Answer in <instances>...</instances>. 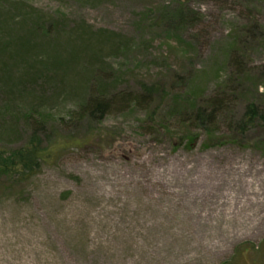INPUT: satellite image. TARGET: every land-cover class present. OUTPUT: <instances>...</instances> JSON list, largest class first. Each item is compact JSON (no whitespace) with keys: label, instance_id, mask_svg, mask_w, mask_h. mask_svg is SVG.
Masks as SVG:
<instances>
[{"label":"rangeland","instance_id":"1","mask_svg":"<svg viewBox=\"0 0 264 264\" xmlns=\"http://www.w3.org/2000/svg\"><path fill=\"white\" fill-rule=\"evenodd\" d=\"M182 1L193 19L176 27ZM5 16L2 44L22 16L66 34L112 31L124 48L103 49L98 63L116 75L114 88L144 78L204 96L233 75L229 46L245 34L250 90L263 92L264 0H0V24ZM60 88L35 115L58 137L41 172L21 186L0 181V264H264V128L211 148L203 133L188 150L174 117L155 129L147 107L115 105L90 120L81 114L86 94ZM3 100L0 148H12L36 124L17 115L27 110L17 93ZM245 105L234 106L233 120ZM228 124L217 136L233 137Z\"/></svg>","mask_w":264,"mask_h":264},{"label":"trees","instance_id":"2","mask_svg":"<svg viewBox=\"0 0 264 264\" xmlns=\"http://www.w3.org/2000/svg\"><path fill=\"white\" fill-rule=\"evenodd\" d=\"M184 4L180 2L176 20L170 19L176 27L189 22L190 15L185 12ZM5 17L0 26L9 29L10 20ZM16 26L7 43L0 41V99H11L17 93L27 108L22 114L16 111L17 115H26L24 119L33 120L36 126L31 127V134L20 145L0 148V181L8 187L28 183L41 172L43 164L51 156L58 137L35 115L45 98L58 97L56 90L61 86L70 93L86 94L88 98L81 104V114L89 116L90 120L102 119L115 105L120 108L131 105L147 107L150 120L156 121L155 129L168 130L170 127L166 124L174 117L177 131L187 139L185 147L188 150L194 148L203 133L211 136L204 141V147L211 148L225 145L228 140L245 142L249 132L264 128V82L260 87L263 92L251 93L249 85L252 84L250 76L253 71L247 63L246 50L249 47L243 37L245 34L229 46L227 61L233 66V75L227 80L225 73L216 93L204 96L198 88L188 87L174 92L160 81L144 78L136 89L114 88L116 75L103 73L98 61L103 49L115 51L124 48L115 32L106 30L103 35H92L80 30L66 34L60 24L44 22L43 18L32 21L30 16H22ZM257 74L264 78V64ZM256 91H259V86ZM239 101L246 105L241 117L235 121L231 116ZM226 121L234 133L230 139L217 136L218 127ZM193 127L201 131H193ZM50 145L53 147L49 148ZM257 147L264 149V138H260Z\"/></svg>","mask_w":264,"mask_h":264},{"label":"flooded vegetation","instance_id":"3","mask_svg":"<svg viewBox=\"0 0 264 264\" xmlns=\"http://www.w3.org/2000/svg\"><path fill=\"white\" fill-rule=\"evenodd\" d=\"M243 264H260V263H259V261L253 259L252 261L245 260V263H243Z\"/></svg>","mask_w":264,"mask_h":264}]
</instances>
